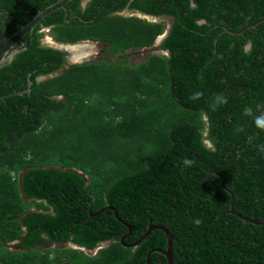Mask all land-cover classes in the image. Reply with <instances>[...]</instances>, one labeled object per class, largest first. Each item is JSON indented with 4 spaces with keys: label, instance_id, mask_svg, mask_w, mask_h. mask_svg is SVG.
Instances as JSON below:
<instances>
[{
    "label": "trees",
    "instance_id": "16d2710c",
    "mask_svg": "<svg viewBox=\"0 0 264 264\" xmlns=\"http://www.w3.org/2000/svg\"><path fill=\"white\" fill-rule=\"evenodd\" d=\"M56 1L0 0L6 37ZM129 1L70 0L40 22L58 41H105L110 57L66 65L37 24L0 67V264H149L150 250L168 248L165 231L128 245L149 224L168 227L175 264L264 263V224L230 211L264 219L253 123L264 115V21L225 31L264 16V0H133L173 18L156 46L165 53L137 63L127 51L154 46L167 22L114 13ZM114 209L132 226L124 242ZM150 261L168 264L157 250Z\"/></svg>",
    "mask_w": 264,
    "mask_h": 264
},
{
    "label": "water",
    "instance_id": "95a60500",
    "mask_svg": "<svg viewBox=\"0 0 264 264\" xmlns=\"http://www.w3.org/2000/svg\"><path fill=\"white\" fill-rule=\"evenodd\" d=\"M69 0H58L57 2H55L54 4H51L49 6H47L46 8H44L43 10H40L35 17L30 20L27 24H25L22 28H20L19 30H17L16 32H14L13 34H11L10 36L6 37L5 34V30H4V25H3V18H2V11L0 9V67L5 63V61L8 59V56L12 53V50L14 49L15 45L17 44V42L24 37V35L33 30L36 25L42 21L48 14H50L51 12H53L54 10L65 6V4L68 2ZM264 21V16L260 17L258 20H256L255 22L252 23H247V25L245 27H243L241 30L239 31H234V30H230L228 28L225 29V31L231 32L233 34H241L243 33L247 28L250 27H255L257 26L260 22ZM70 44V43H69ZM248 48L250 47V45L247 46ZM32 82H29V87L28 90H30V86H31ZM25 90L23 91H18L15 93H19L22 94L24 93ZM5 97L4 95H0V98ZM115 210V214L116 217L121 220L125 225H127L129 227V231L126 232L122 238L121 241L124 242L125 238L131 233L132 231V226L126 222L125 220H123L122 218L119 217L117 210ZM230 211L236 215H238L239 217H241L244 221L246 222H251L257 225H262L264 224V219H255L254 217H248L243 215L242 213L236 211L233 208V203L231 204V209ZM154 229H162L163 231L166 232L167 234V240H168V248L166 250L163 249H152L150 250L149 254H148V263L151 264L150 261V255L153 251L157 250L162 252L168 261V264H175L174 258H173V239H172V235L168 229V227H166L165 225L162 224H149L148 229L146 230V232L134 243L128 244L129 246H136L138 245L144 238H146V236ZM255 264H264L263 262H257Z\"/></svg>",
    "mask_w": 264,
    "mask_h": 264
},
{
    "label": "flooded vegetation",
    "instance_id": "af4514ba",
    "mask_svg": "<svg viewBox=\"0 0 264 264\" xmlns=\"http://www.w3.org/2000/svg\"><path fill=\"white\" fill-rule=\"evenodd\" d=\"M70 1V0H69ZM68 1V2H69ZM89 1H91V0H82V2H81V6L83 7V8H85L86 6H87V4H88V2ZM133 0H130L129 1V3H127L121 10H119V11H117V12H115L114 11V13L115 14H121V15H123V16H128V15H125L124 13H126V12H128V13H130L131 15H129V16H132V15H135V16H146V17H144V18H146V19H150V18H162V17H164V16H166L167 18H170L171 19V23H170V26H171V24H172V20H173V18L171 17V16H168V15H164V16H152V15H149V14H147V13H143V12H141V11H139V10H137V9H132L131 7H130V2H132ZM57 2V1H56ZM67 2V3H68ZM66 3V4H67ZM116 3H118V2H116ZM54 4V3H53ZM66 4H65V6H66ZM65 6H63V7H65ZM46 8V7H45ZM61 8V7H60ZM59 9V8H58ZM58 9H56V10H58ZM43 10V9H42ZM55 11V10H54ZM66 12H70V9H68L67 8V10H66ZM69 20H71V19H69ZM41 22V21H40ZM38 23V24H40V28L38 29V31H41V30H44V31H46V35L47 36H44V37H42V40H41V42H42V44L43 45H47V46H49V47H52V48H55V49H59V50H62V51H64V52H66V65H70L69 64V58L71 57L73 60H75L74 58H73V55L75 54L74 52H73V50H76L77 49V46L79 45V43H87L89 46L88 47H92V51H95L96 50V45H98V44H103V42L104 43H106L105 41H102V40H93V39H84V40H79V41H76V42H63V41H58V40H56V38L53 36V35H51L50 34V32H51V29H52V26H53V24H51V25H45L44 23ZM201 22H204V20H202ZM170 28V27H169ZM70 43V44H69ZM92 43V44H91ZM107 44V43H106ZM95 46V47H94ZM23 47V44H21V45H19V46H16L15 45V47H14V49L12 50V53L8 56V59L5 61V62H7V61H11L12 59H13V57H14V54L19 50V49H21ZM95 48V49H94ZM73 49V50H72ZM87 50V51H86ZM85 50V52L86 53H84L83 54V58H87L88 56H89V54L92 52V51H90L89 49H86ZM95 60H98L97 58H95ZM85 61V60H84ZM83 61V62H84ZM86 61H89V60H86ZM73 62H75V61H73ZM78 62H81V61H78ZM72 64V63H71ZM50 76H53V75H50ZM50 76H39L38 77V79L40 80V79H46L47 77H50ZM49 242V241H48ZM73 244H75V243H73V242H67V243H62V244H58L57 243V246H60V245H67V247H69V246H72Z\"/></svg>",
    "mask_w": 264,
    "mask_h": 264
},
{
    "label": "rangeland",
    "instance_id": "374dc122",
    "mask_svg": "<svg viewBox=\"0 0 264 264\" xmlns=\"http://www.w3.org/2000/svg\"><path fill=\"white\" fill-rule=\"evenodd\" d=\"M125 15H131L130 13L126 12L124 13ZM140 17H142L140 15ZM146 16H143L142 18H144ZM151 21H165L167 22V27H166V31L164 33H166L170 27V23H171V19L170 18H167L166 16L162 17V18H150ZM46 32V31H45ZM92 44V43H91ZM159 42L155 43L154 46H149V47H144V48H141V49H130L127 51V54H128V59L130 60L131 63H137V62H140L142 60H144L146 58V56L150 55V54H153V53H161L163 54L164 52L161 51V50H157L156 49V46H158ZM96 50L95 51H92L89 56L87 58H82L81 59V62H83L84 60H95V58L97 59H101L103 57H110L109 55L105 54V51L108 47V45L106 43L103 42V44H98L96 45ZM95 47V46H94ZM89 48V47H87ZM92 49V47H91ZM110 59H114V57H111ZM74 60L70 57L69 58V64H75V63H81V62H78V60H76L75 62H73ZM57 73H60V71H58ZM56 73V74H57ZM55 75V74H54ZM48 78V77H47ZM41 80V79H40ZM43 247H67V245H60V246H56L55 245H52L51 243L49 242H46ZM91 254H94V252H89Z\"/></svg>",
    "mask_w": 264,
    "mask_h": 264
},
{
    "label": "clouds",
    "instance_id": "9594fccd",
    "mask_svg": "<svg viewBox=\"0 0 264 264\" xmlns=\"http://www.w3.org/2000/svg\"><path fill=\"white\" fill-rule=\"evenodd\" d=\"M153 18V17H152ZM150 20V19H149ZM168 31L166 33H163L161 34L160 36H158V38L156 39V42L160 44V42L162 41V39L167 35ZM47 36V35H46ZM155 42V43H156ZM164 52V51H163ZM165 53V52H164ZM202 93L200 92H196V93H193L191 96H190V99L192 100H197L201 97ZM220 99V98H218ZM223 103H226V99H223L222 100ZM253 123L255 125V127L261 131H264V115H258V116H255L254 117V120H253ZM261 147V151H264V146H260ZM182 163L185 165V166H188V167H191L195 162L192 160V159H189L187 157L183 158L182 160ZM52 245H55V244H52ZM57 246V244H56ZM70 248H77V249H81V250H86L84 247L82 246H79L77 244H73L72 246H69ZM90 251H88L87 253H89ZM96 253V250L95 251H92V253ZM90 254V253H89Z\"/></svg>",
    "mask_w": 264,
    "mask_h": 264
},
{
    "label": "bare ground",
    "instance_id": "6f19581e",
    "mask_svg": "<svg viewBox=\"0 0 264 264\" xmlns=\"http://www.w3.org/2000/svg\"><path fill=\"white\" fill-rule=\"evenodd\" d=\"M88 46L89 45L87 43H79V45L77 46V49L76 50H73L72 49L73 52L75 53L73 55V58L75 59L74 61H76V60L81 61V59L83 58V54L86 53L85 52L86 49H89L90 51L93 50V49H91V47L87 48Z\"/></svg>",
    "mask_w": 264,
    "mask_h": 264
}]
</instances>
